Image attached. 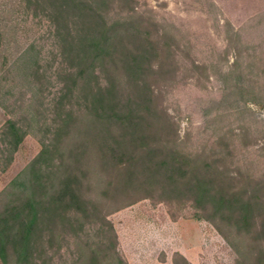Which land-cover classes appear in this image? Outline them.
Wrapping results in <instances>:
<instances>
[{"label":"trees","instance_id":"obj_1","mask_svg":"<svg viewBox=\"0 0 264 264\" xmlns=\"http://www.w3.org/2000/svg\"><path fill=\"white\" fill-rule=\"evenodd\" d=\"M16 4L23 15L46 17L52 44L47 59L29 40L4 68L29 97L0 130V171L29 134L40 149L0 189V262L53 264L74 245L72 264H128L109 215L150 199L189 206L224 238L235 264H264V172L237 154L248 146L242 123L252 105L264 108L263 53L254 46L245 59L239 32L231 36L235 59L220 72L227 103L217 112V138L189 145L164 114L166 99L208 67L180 59L182 40L151 9L139 0ZM17 33L11 21L0 25L1 39Z\"/></svg>","mask_w":264,"mask_h":264},{"label":"rangeland","instance_id":"obj_2","mask_svg":"<svg viewBox=\"0 0 264 264\" xmlns=\"http://www.w3.org/2000/svg\"><path fill=\"white\" fill-rule=\"evenodd\" d=\"M16 1L0 0V25L11 21L18 32L12 40L0 38V130L9 118H19L29 97L24 89L17 86L16 74L4 71L5 65L11 62L18 48L29 40L40 42L45 58L51 56L52 40L46 31V17L39 21L32 15L21 14ZM139 2L151 9L155 17L171 27L182 40L185 48L180 52V59L186 65L196 62L208 67L206 73H196L170 89L164 114L173 118L178 126L179 138H188L189 145H196L203 138H217V112L227 103H222L224 94L220 72L235 59V41H231V36L239 32L245 59L253 54L254 46L264 56V0ZM248 45H251L249 49ZM259 86L264 89V82ZM57 87L55 81L46 99L48 106L57 95ZM228 123L225 120L222 125ZM242 125L247 131L245 138L249 140L247 147L237 150L238 157L254 172L262 173L264 108L252 105V111ZM236 132H239V128H236ZM39 149V142L29 134L8 171H0V189ZM109 219L118 235L119 250L128 264H235V254L224 238L209 222L193 218L189 206L144 199L112 213ZM76 256L75 246L66 245L53 255V264H72Z\"/></svg>","mask_w":264,"mask_h":264},{"label":"crops","instance_id":"obj_3","mask_svg":"<svg viewBox=\"0 0 264 264\" xmlns=\"http://www.w3.org/2000/svg\"><path fill=\"white\" fill-rule=\"evenodd\" d=\"M0 264H2V263L0 262Z\"/></svg>","mask_w":264,"mask_h":264}]
</instances>
